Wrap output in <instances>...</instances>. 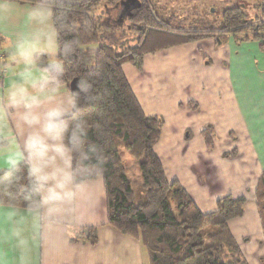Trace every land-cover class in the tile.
<instances>
[{"label":"crops","instance_id":"0c3cea01","mask_svg":"<svg viewBox=\"0 0 264 264\" xmlns=\"http://www.w3.org/2000/svg\"><path fill=\"white\" fill-rule=\"evenodd\" d=\"M121 70L144 114L163 119L153 150L167 180L177 181L203 213L215 211L222 197H244L242 214L227 228L246 264H264L255 194L264 171L261 41L250 32L222 33L148 52L141 68L125 62ZM78 185L71 202L37 228L33 264H150L140 239L108 223L103 177Z\"/></svg>","mask_w":264,"mask_h":264},{"label":"trees","instance_id":"16d2710c","mask_svg":"<svg viewBox=\"0 0 264 264\" xmlns=\"http://www.w3.org/2000/svg\"><path fill=\"white\" fill-rule=\"evenodd\" d=\"M121 11V0H59L61 37L75 48L66 64V84L69 87L76 77L79 88L85 86L82 106L88 136L99 149V159L92 161L78 183L103 177L108 223L140 239L150 264H246L227 228L230 218L242 214L246 199L225 196L215 211L203 213L177 181L167 180L153 150L163 119L144 114L121 70L125 62L141 68L148 52L215 34L210 28L184 34L161 29L162 23L143 2L124 22L118 19ZM244 22L242 8L228 6L222 11L218 35L250 32L264 48V20L254 27ZM158 36L163 37L160 43L155 42ZM203 136L210 147L212 130H204ZM124 154L137 162L142 187L137 199ZM255 194L264 226V171ZM96 240L95 229H90L89 241Z\"/></svg>","mask_w":264,"mask_h":264},{"label":"clouds","instance_id":"9594fccd","mask_svg":"<svg viewBox=\"0 0 264 264\" xmlns=\"http://www.w3.org/2000/svg\"><path fill=\"white\" fill-rule=\"evenodd\" d=\"M59 0H0V264H33L41 222L70 203L99 159L66 84L75 48L62 39Z\"/></svg>","mask_w":264,"mask_h":264},{"label":"rangeland","instance_id":"374dc122","mask_svg":"<svg viewBox=\"0 0 264 264\" xmlns=\"http://www.w3.org/2000/svg\"><path fill=\"white\" fill-rule=\"evenodd\" d=\"M140 2L149 5L153 16L162 23L160 25L161 29L181 34L187 31L197 33V31L201 32L202 28H210V33L215 34L213 36H217L221 33L222 11L228 6H240L242 8L245 15L243 24L245 26L254 27L261 22L259 17H264V0H140ZM132 11L134 12V9ZM125 17L123 16L122 22L125 21ZM159 38L163 37L158 36L156 43L161 42ZM123 162L127 176L131 180L134 197L137 199L138 196L141 197L142 191L137 162L127 154H124ZM195 194L196 192L194 191L193 195ZM229 258L231 259V257Z\"/></svg>","mask_w":264,"mask_h":264},{"label":"water","instance_id":"95a60500","mask_svg":"<svg viewBox=\"0 0 264 264\" xmlns=\"http://www.w3.org/2000/svg\"><path fill=\"white\" fill-rule=\"evenodd\" d=\"M122 12L119 19L122 22L123 16H129L133 12L132 10L140 6L139 0H121ZM69 88L73 91L79 88L78 80L76 77L72 78L69 82Z\"/></svg>","mask_w":264,"mask_h":264}]
</instances>
